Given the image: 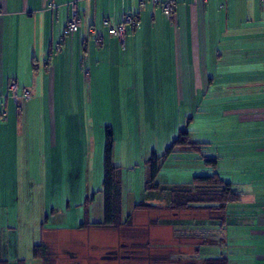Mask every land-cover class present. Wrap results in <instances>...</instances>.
<instances>
[{
	"label": "crops",
	"instance_id": "1",
	"mask_svg": "<svg viewBox=\"0 0 264 264\" xmlns=\"http://www.w3.org/2000/svg\"><path fill=\"white\" fill-rule=\"evenodd\" d=\"M51 1L56 4L54 8L49 7ZM139 1L0 0V253H16L17 227L30 217L33 148L41 158L42 173H61L56 162L63 150L54 147L56 134L33 137L29 130L31 114L36 108H59L66 93L76 97L81 89L90 91L88 75L104 87L113 61L122 67L116 72V85L123 81L125 89L119 93L134 89L148 106L155 99L160 116L168 104L202 105L206 100L197 94H214L208 102L214 101L211 105L221 116H215V123L207 119L200 125L230 126L234 141L209 155L216 158V166H208V174L217 172L240 193L237 202L228 204L223 226L214 219L215 246L226 240L230 247L223 253L229 264H264V0H171L172 19L161 12L165 0H143V7ZM73 6L80 26L65 35L60 51L53 54ZM133 13H138L139 20L135 26H125L124 42L120 43L103 22L115 26L123 14ZM96 35L102 36L100 45ZM199 67L206 72L205 83H215L213 88L203 85ZM130 75L133 83L127 86ZM11 81L19 95L29 89L32 97L15 103L8 96ZM2 112L7 113L6 120ZM208 129L193 131L189 140L209 146ZM170 139L174 136L167 137L162 148L170 145ZM184 152L207 165L197 153ZM165 165L166 160L159 173ZM193 176L170 186L159 182L161 190L153 192L165 194L168 202L155 206H168L172 190L194 188ZM121 182L123 186V179ZM61 220L49 227L57 230ZM48 225L44 223L39 231L41 241ZM212 255L218 256L219 251Z\"/></svg>",
	"mask_w": 264,
	"mask_h": 264
},
{
	"label": "rangeland",
	"instance_id": "2",
	"mask_svg": "<svg viewBox=\"0 0 264 264\" xmlns=\"http://www.w3.org/2000/svg\"><path fill=\"white\" fill-rule=\"evenodd\" d=\"M110 64L112 66L108 78L104 79V87L96 83L95 77L90 79L88 75L86 82L91 81L90 91L81 89L76 97L75 94L66 93L59 108L44 111L36 108L31 114L29 130L33 137L42 136L43 133L54 137L56 134L54 147L63 150V156L56 162L61 173H42L41 158L33 148L30 161L33 173L28 193L30 217L17 227L16 253H0V263L203 264V259L210 254L215 256L212 253L216 250L220 254L227 252L230 247L226 245V240L223 245L215 246L218 241L217 221L212 219L216 216L215 212L177 208L175 212L168 206L152 210L133 209L134 203L139 200L151 205L168 202L165 194L144 191L141 186L148 170L146 159L152 151L158 154L165 152L167 147L162 146L167 137L174 136L175 139L182 130H187L190 137L193 131L209 127L205 134L211 140L210 145L200 144L197 156L212 155L234 141L230 126L217 128L214 124L200 125L201 121L207 119L215 123L216 118L221 116L216 107L211 105L214 101L208 102L209 98L214 99V94H197L200 100H206L202 105L196 103L190 107L184 103L168 104L160 116V110L154 104L155 99L151 101V107L146 99L143 101L144 96L137 94L134 89L127 88L126 94L119 93L125 89L123 81L116 85V72L122 67H116L119 63L113 61ZM212 67H215L214 63ZM199 70L203 85L209 84L213 88V81L205 83L207 80L203 67H199ZM212 74L214 77V72ZM127 80L129 85L127 81L125 85L130 86L133 83L132 75ZM63 100L65 102L62 104ZM210 107L214 109L206 110ZM106 130L113 134L111 162L123 172L120 218L114 225L80 227L84 220H105L102 161ZM173 140L170 139V142ZM184 151L187 149H180L166 159V165L156 181L170 186L172 183H184L193 175L211 172L208 165H203L202 161ZM205 189L196 187L191 191L199 193ZM60 218L64 222L61 220L62 224L58 225L57 230L49 227ZM44 223L49 224L46 226L49 228L44 229L45 239L41 241L39 231ZM26 230L28 232L24 233ZM198 230L207 231V234L204 232L207 237L203 233L199 234ZM31 244H43L44 248L34 250V245L33 248L29 247ZM35 252L43 253L44 258L36 259Z\"/></svg>",
	"mask_w": 264,
	"mask_h": 264
},
{
	"label": "trees",
	"instance_id": "3",
	"mask_svg": "<svg viewBox=\"0 0 264 264\" xmlns=\"http://www.w3.org/2000/svg\"><path fill=\"white\" fill-rule=\"evenodd\" d=\"M162 12V7H161ZM173 13V11H172ZM163 14V13H162ZM164 16V15H163ZM165 17V16H164ZM139 20V19H138ZM138 22V21H137ZM137 24V23H136ZM135 26V25H133ZM17 103V102H15ZM202 146L207 145V143H195L191 142L188 137V131L182 130L179 135L167 146L165 152L162 154H157L152 151L150 157L145 161L148 167L147 178L145 179L143 190L144 191H160V183L156 181V177L159 170L162 168L167 157L173 153L180 151V149H187L194 153ZM112 147H113V134L110 130L105 132V145H104V155L102 161L103 169V215L104 222H90L84 220L80 223V227H87L91 225L105 226L114 225L118 220L119 207L121 200V171L118 169L119 166L113 165L111 162L112 157ZM183 152V151H182ZM198 154V153H197ZM203 159L204 163L214 168L216 166V158L212 156L199 155ZM191 185L194 188H206L204 191L192 192L191 190H172L171 191V202L168 207L175 210H195L204 212H215L216 216L212 219H218L220 221L219 227H222L226 219V209L228 204L237 202L240 199V193L232 188L231 183L226 182L222 179L217 172H212L210 174H199L192 177ZM161 207L145 204L143 202H138L134 204V210H152L159 209ZM130 217V216H129ZM128 220V218L126 219ZM199 234L204 233L202 230H198ZM37 248H44L43 244L34 245V250ZM199 253V247H197ZM34 257L37 259H43V253H34ZM5 264V263H0ZM19 264V262H18ZM203 264H229L228 257L224 253H220L218 256H208L203 259Z\"/></svg>",
	"mask_w": 264,
	"mask_h": 264
},
{
	"label": "built area",
	"instance_id": "4",
	"mask_svg": "<svg viewBox=\"0 0 264 264\" xmlns=\"http://www.w3.org/2000/svg\"><path fill=\"white\" fill-rule=\"evenodd\" d=\"M158 2V0H155ZM139 5L140 7H143L144 5V1L140 0L139 1ZM56 4L51 1L49 3V7H55ZM161 7H162V13L165 16L166 19H172V7H173V3L171 0H165L161 3ZM139 19V15L138 13H133V14H123L120 22L115 25H109L108 21H104L103 24L107 27V31L109 34L117 37V39L119 40L120 43L124 42V38H125V26L128 25H136L137 21ZM80 26V19H79V15L78 12L75 8V6L72 7L71 9V14L70 17L67 21V24L63 30V33L61 34V36L59 37L55 47H54V51L53 54H57L60 49H61V42L63 41L65 35L67 34H72L74 32H76L78 30ZM92 32V30H90ZM102 36L101 35H96L95 36V41L97 44H101L102 43ZM9 97L14 101L17 102L20 98L27 100L32 96V93L29 89H23L21 95L18 94L17 92V88H16V84L14 81H11L9 84ZM7 118V113L6 112H2V119L6 120Z\"/></svg>",
	"mask_w": 264,
	"mask_h": 264
}]
</instances>
